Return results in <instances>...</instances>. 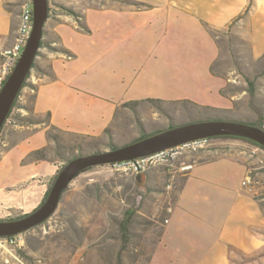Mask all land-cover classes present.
I'll return each instance as SVG.
<instances>
[{"label": "crops", "instance_id": "obj_1", "mask_svg": "<svg viewBox=\"0 0 264 264\" xmlns=\"http://www.w3.org/2000/svg\"><path fill=\"white\" fill-rule=\"evenodd\" d=\"M2 3L0 37H6ZM45 29L62 49L51 52L41 42L20 97L32 94L34 113L47 115L59 130L102 136L131 101L232 106L223 94L227 81L212 69L220 47L211 29H234L251 42L254 56H262L264 0L104 3L86 8L81 21L48 17ZM74 39L85 44L84 53ZM141 51L146 57L137 65L132 57ZM216 151H200L193 168L178 176L184 178L173 211L147 264H233L236 255L264 251V207L244 185L248 166Z\"/></svg>", "mask_w": 264, "mask_h": 264}, {"label": "rangeland", "instance_id": "obj_2", "mask_svg": "<svg viewBox=\"0 0 264 264\" xmlns=\"http://www.w3.org/2000/svg\"><path fill=\"white\" fill-rule=\"evenodd\" d=\"M114 2L128 1L49 0V17L69 23L81 21L86 8ZM20 3H2L10 24V33L0 37L4 49L18 37ZM215 36L220 55L212 69L227 81L223 94L232 101L227 108L203 107L188 100H146L122 106L102 136H90L51 126L47 115L34 113L32 94L19 96L10 115L12 123L5 127L0 141V220L20 218L37 209L59 171L75 156L111 150L161 130L210 119L239 120L264 128V54L254 56L251 42L234 29L218 30ZM54 38L49 29L44 30L46 49L60 52L62 48ZM259 43L264 45L262 35ZM83 44L73 41L84 53ZM145 54L137 53L132 62L140 64ZM2 62L0 53V66ZM204 150L231 152L244 162L248 166L244 185L253 188L251 195L264 207L263 146L248 139H217L209 146L186 148L169 163L172 165H158L141 175L121 174L106 166L81 172L45 222L12 239L0 237V264H147L167 225L165 219L172 213L168 208L174 207L181 188L184 177L178 176L190 171L178 169L193 164L197 153ZM151 171H155L153 177ZM128 211L133 212L131 217ZM126 219L128 231L124 233L122 223ZM262 258L264 251L236 255L238 262L234 260L233 264H259Z\"/></svg>", "mask_w": 264, "mask_h": 264}, {"label": "water", "instance_id": "obj_3", "mask_svg": "<svg viewBox=\"0 0 264 264\" xmlns=\"http://www.w3.org/2000/svg\"><path fill=\"white\" fill-rule=\"evenodd\" d=\"M33 27L15 67L0 89V132L33 68L41 46L49 0H34ZM235 136L264 147V128L239 120L210 119L171 127L111 150L73 157L57 174L44 202L20 218L0 220V237L19 235L45 222L58 208L64 192L81 172L95 166L133 160L202 138Z\"/></svg>", "mask_w": 264, "mask_h": 264}, {"label": "built area", "instance_id": "obj_4", "mask_svg": "<svg viewBox=\"0 0 264 264\" xmlns=\"http://www.w3.org/2000/svg\"><path fill=\"white\" fill-rule=\"evenodd\" d=\"M3 2H10L12 0H1ZM34 0H21L20 8H21V26H22V35L18 42V45H11L3 51V62L0 66V88L3 86L7 77L12 72L15 67L19 57L21 56L24 47L27 43V40L30 36L33 27V8ZM12 123L11 116L9 115L5 120V123L0 132V141L2 138L3 129L9 124ZM219 138L210 137V138H202L194 141L187 142L185 144L175 146L172 148H168L159 152H156L151 155L143 156L140 158H136L133 160H126L121 162H115L112 164H108L105 166L110 167L112 170L125 174V175H141L146 173L151 167L158 165L169 164L173 159L178 157L181 154H184V150L186 148H201V146H209L213 141ZM193 168V164H187L182 167L183 170H191ZM246 184V181H245ZM169 212L173 211V208L170 207L168 209ZM169 222V218L165 219V223ZM12 239V237H9Z\"/></svg>", "mask_w": 264, "mask_h": 264}, {"label": "trees", "instance_id": "obj_5", "mask_svg": "<svg viewBox=\"0 0 264 264\" xmlns=\"http://www.w3.org/2000/svg\"><path fill=\"white\" fill-rule=\"evenodd\" d=\"M128 2H131L132 3V0H127ZM49 11H50V7H49ZM211 31H212V33L215 35V33H217L218 32V30H212L211 29ZM34 66V65H33ZM250 82V85L253 87V82L252 81H249ZM250 94H254V89L252 88V89H250ZM17 100V99H16ZM149 101H161V100H155V99H149ZM140 103V101H131V102H128V103H126L125 104V106H134V105H137V104H139ZM15 104H16V101H15V103H14V105H13V108L15 107ZM13 108H12V110L10 111V114L9 115H11V113H12V111H13ZM8 115V116H9ZM254 125H256V126H259V127H262L263 128V126L262 125H258V124H254ZM162 131V130H161ZM148 136V135H147ZM147 136H142V137H140V138H138L137 140H140V139H143V138H145V137H147ZM150 136V135H149ZM216 138H240V137H235V136H218V137H216ZM240 139H244V138H240ZM247 140V139H246ZM136 141V140H135ZM115 148V147H114ZM264 148V147H263ZM89 170V169H88ZM76 178V177H75ZM128 214L130 215V217L132 216V214H133V212H131V211H128ZM128 223H129V220L128 219H126L123 223H122V230L124 231V233L125 232H127L128 231ZM12 237V236H11Z\"/></svg>", "mask_w": 264, "mask_h": 264}, {"label": "bare ground", "instance_id": "obj_6", "mask_svg": "<svg viewBox=\"0 0 264 264\" xmlns=\"http://www.w3.org/2000/svg\"><path fill=\"white\" fill-rule=\"evenodd\" d=\"M21 35H22V26H21V20H20V24H19V27H18V37H17V39H16V41H15V43L13 45H18V42H19V40L21 38ZM19 96L20 95H18V97ZM18 97H17V99H18Z\"/></svg>", "mask_w": 264, "mask_h": 264}]
</instances>
